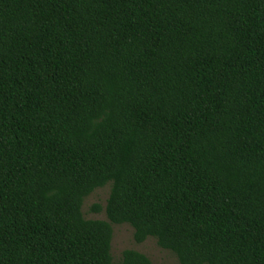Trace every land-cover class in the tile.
<instances>
[{
    "label": "trees",
    "instance_id": "1",
    "mask_svg": "<svg viewBox=\"0 0 264 264\" xmlns=\"http://www.w3.org/2000/svg\"><path fill=\"white\" fill-rule=\"evenodd\" d=\"M113 224L264 264V0H0V264H115Z\"/></svg>",
    "mask_w": 264,
    "mask_h": 264
},
{
    "label": "rangeland",
    "instance_id": "2",
    "mask_svg": "<svg viewBox=\"0 0 264 264\" xmlns=\"http://www.w3.org/2000/svg\"><path fill=\"white\" fill-rule=\"evenodd\" d=\"M111 185L97 189L88 196L83 204V213L88 219L108 220L105 207L109 197ZM99 204L100 212L93 211V206ZM134 249L147 255L152 264H180L178 257L172 251L159 246L156 238L149 237L143 243H137L134 239V228L130 224H113L112 255L115 264H119L123 251Z\"/></svg>",
    "mask_w": 264,
    "mask_h": 264
}]
</instances>
